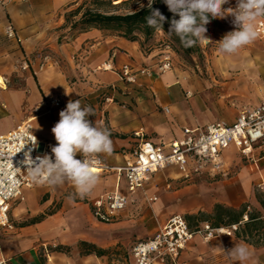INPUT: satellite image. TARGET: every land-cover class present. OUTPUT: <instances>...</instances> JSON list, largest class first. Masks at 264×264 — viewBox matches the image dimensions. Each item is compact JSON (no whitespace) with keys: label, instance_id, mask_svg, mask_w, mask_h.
<instances>
[{"label":"crops","instance_id":"obj_1","mask_svg":"<svg viewBox=\"0 0 264 264\" xmlns=\"http://www.w3.org/2000/svg\"><path fill=\"white\" fill-rule=\"evenodd\" d=\"M80 1L0 0V121H9L8 127L0 128V132L30 119L39 142L55 146L51 129L59 120V112L66 107L68 100L80 99L82 105L94 110V116L88 119L106 127L111 133L113 152L98 156L106 164L118 166L136 145L138 139L134 137V131H141L152 142L167 143L180 137L184 127H203L217 120L231 122L241 109L264 102V63L254 69L258 78L251 86H248L251 71L248 64L240 67L220 63L218 71L229 82L221 88V97L213 102L210 100L212 93L203 85L199 86L173 69L158 70L162 49L152 47L145 50L139 40H128L96 27L83 31L70 30V25H66L65 12L76 8ZM9 24L13 28V36L6 34ZM123 64L131 65L136 71L135 82L118 77L116 70ZM232 67L239 68L241 73L231 74ZM140 68H146L149 75L137 72ZM251 90L254 93L249 101L244 94ZM236 91L241 95L240 104L249 101L251 105L241 109L228 106L226 98ZM57 97L61 98L60 104L51 105L50 101ZM260 149L264 150V144L253 148L257 156ZM261 158L264 156L258 159ZM165 171L169 172L167 177L173 182L187 177L175 167H166L153 173L146 183ZM97 175L99 183L91 195L75 197L77 200L63 196L60 206L48 212L46 209L54 195L58 198L66 189H75L71 183L59 188L44 184V194L48 193L44 205L30 209L28 214L35 216L41 213L44 217L35 223L18 224L10 230L0 229V257L8 258L11 264H123L119 261L120 251L127 249L125 263L129 264L131 245L155 230L148 236L140 232L133 234L130 224H135L146 215L141 204L128 205L111 222L94 218L90 200L112 192L117 182L114 172ZM41 185L23 190L26 206H33L42 193ZM118 186L126 193L123 178L119 179ZM240 187L242 192L236 200H231L228 195L224 205L239 208L243 203H249L248 209L261 211L258 201L252 199L253 193L248 191L247 180L241 181ZM143 188L134 194L135 198ZM158 193L150 194L156 199L148 203L152 204V215L162 224L177 212L174 209L164 212V199L177 196L163 186ZM195 200L196 205L186 208L185 215L202 212L207 216L214 203H220L216 200L207 205L206 200L205 203L198 197ZM201 222L204 221L199 220L198 224ZM80 240L93 243L105 251L99 255L81 254L77 247ZM235 243L244 244L235 236L203 240L195 235L181 250L175 264H236L225 254ZM56 245L69 246L70 249L67 252L58 251L53 249ZM246 245L253 253L250 261L264 264V246Z\"/></svg>","mask_w":264,"mask_h":264},{"label":"built area","instance_id":"obj_2","mask_svg":"<svg viewBox=\"0 0 264 264\" xmlns=\"http://www.w3.org/2000/svg\"><path fill=\"white\" fill-rule=\"evenodd\" d=\"M236 3L237 0H229L223 8H234ZM225 19L232 21L233 18L229 15ZM257 23L259 38H264V19ZM6 34L14 35L10 24L6 27ZM170 68L171 57L168 50H165L158 61V70L164 72ZM116 72L121 80H136V71L129 64H123ZM137 72L148 74L146 68H140ZM60 102L61 98L57 97L50 104L57 106ZM133 135L138 140L122 164L108 165L100 156L89 158L96 174H116L115 189L90 200L91 213L98 221H113L119 212L134 202V194L143 188L152 174L166 167H175L185 176L203 171L223 173V153L229 147L244 157H250L255 144L264 141V102L241 109L231 122L219 120L203 127H184L180 137L167 143L152 142L139 130L134 131ZM45 154L52 155L51 146L39 142L30 119L21 121L6 132H0L1 230H10L13 227L8 213L10 203L23 200L25 188L41 185L32 181L29 171ZM77 158L82 157L78 154ZM121 178L124 179L126 193L119 190L118 181ZM155 199V196L147 197L148 201ZM246 220L247 215L243 214L237 223L212 227L204 221L191 227L184 216L172 214L150 236L131 245L129 264H175L181 250L195 235L203 240L233 236L239 225ZM0 264L11 262L6 257H0Z\"/></svg>","mask_w":264,"mask_h":264},{"label":"rangeland","instance_id":"obj_3","mask_svg":"<svg viewBox=\"0 0 264 264\" xmlns=\"http://www.w3.org/2000/svg\"><path fill=\"white\" fill-rule=\"evenodd\" d=\"M82 1L84 0H81L79 4ZM152 1L153 0H111L110 4L102 5L101 10L108 11V13L124 14L137 10L142 6H147ZM73 9L74 8L71 10ZM69 12L70 10L66 11L65 16ZM78 16L79 15L74 17L70 16V21L77 19ZM66 25L70 24L66 22ZM206 28L207 32L205 35L212 42H198L195 46H191L192 51L189 53H184L177 43L162 30H153L150 36L146 39H144V36L140 33H138L137 36H140L145 49L158 47L163 51L168 50L171 57L170 69H173L177 74H182L189 80L191 79L193 82H197L199 86L203 85L205 90L212 93L210 100L216 102V100L221 97V88L226 86L229 82L224 76H222V72L218 71L220 63L240 67L244 63L248 64L251 68L248 86L256 83L255 79L258 77L255 76L256 73L254 69L264 63V38L258 37L254 43L242 48L238 53L229 55L219 51V45L216 41H219L225 33L234 30L232 21L229 19H221V21H218V25H208ZM109 31L116 34L118 33L114 30ZM246 70L247 69H245V72ZM229 72L237 75L241 73V70L238 68ZM252 91L253 90L244 94L246 100L250 101L252 99V93H254ZM192 93L193 95L195 94L193 91L191 94ZM240 96L241 95H239L236 91L234 95L226 98V104L235 109H241L244 106L248 107L251 105L249 101H244L240 104L238 101L241 99ZM8 125L9 121H0V128H7ZM262 144H264V141L258 142L254 147ZM256 154L257 153L253 150L250 157H244L239 152H236L233 148L229 147L223 153V167L225 169L223 173H212L208 171H203L198 174L191 173L190 175H187V177H181V179L177 182H173L171 178L167 177L169 172L165 171L164 173L157 174L156 178L151 180L150 183L145 184L143 188L144 190L139 192L137 198H135L134 202L131 204H141L146 213L142 220L137 221L135 224H130L133 226V234L140 232L147 234L146 236H148L157 228L158 224H160L159 219L151 213L152 204L148 203L149 201L144 198L153 193L155 195L159 194L160 192L158 193V190H160L162 186L168 192H171L172 194L175 193L173 196H177V198L171 197V199H164V205L162 208L163 211L165 212L167 210L174 209L177 211L174 214H181L184 217L186 208L189 206L194 207L196 205V197L203 199L204 203L206 200L207 205L216 200L225 204L224 199H227L228 195L231 200L235 201L236 197H238V195L242 192L240 185L241 181L244 180H247L248 191L250 190L254 195L252 198L253 200L256 199L255 194H262V198H264V158L258 159L261 156H264V150L260 149L258 156ZM256 162L257 165L255 166ZM41 186L42 193L39 195L38 199L31 208L24 204L25 196L24 200H15L10 203L8 213L13 227H16L18 224L28 223L32 218L41 214L38 213L35 216L28 215L30 209L39 208L42 204L44 205V199L48 197V193L44 194V184ZM71 187H73L72 184ZM158 187L159 189H156ZM72 190L73 189L71 188L66 189V191L59 195L58 198L54 195L49 207L46 209V212L53 211L58 208L61 204L62 197L64 196L69 198V196L74 193ZM54 194H56V192ZM73 200H77V198H73ZM249 210H252V208ZM260 213L264 214V209L261 208ZM244 244L247 243L244 242ZM126 250L127 249H122L120 251L119 261L123 262V264H126ZM244 264H254V262L248 260L245 261Z\"/></svg>","mask_w":264,"mask_h":264},{"label":"clouds","instance_id":"obj_4","mask_svg":"<svg viewBox=\"0 0 264 264\" xmlns=\"http://www.w3.org/2000/svg\"><path fill=\"white\" fill-rule=\"evenodd\" d=\"M154 2V0H153ZM152 2V3H153ZM173 18L167 34L176 36L185 47L198 42L210 41L206 37V25L214 19L231 16L234 30L225 33L219 41V51L236 54L242 48L254 43L259 37L258 20L264 19V0H237L234 8H223L229 0H163ZM146 23L154 30H163L166 17L159 9H153ZM94 116L90 106L81 100H68L66 107L59 112V120L51 129L56 144L51 147L52 155L45 156L32 166L29 175L33 182L59 188L71 183L75 189L69 199L86 198L99 183V176L93 171L90 157L113 152L111 133L88 117ZM79 154L82 158H77ZM236 264H244L252 259L253 253L243 243H235L225 252Z\"/></svg>","mask_w":264,"mask_h":264},{"label":"trees","instance_id":"obj_5","mask_svg":"<svg viewBox=\"0 0 264 264\" xmlns=\"http://www.w3.org/2000/svg\"><path fill=\"white\" fill-rule=\"evenodd\" d=\"M152 2L147 6L138 8L137 10L118 14L108 13V11L101 10L102 5L110 4L111 0H84L76 8L70 10V12L66 14L65 21L70 24V30L72 31H83L89 27L114 30L118 32V35L123 36L128 40H139L144 47L140 36H137V34L140 33L144 36V39H146L154 30L147 25L145 19L151 14V4L153 9H159L160 13L166 17L163 24V32H168L170 22L173 18L179 19L178 15L175 17L173 16V13L168 10L167 5L164 4L163 0H154V2ZM76 15H79L78 18L70 21L69 17H74ZM218 21H221V19L217 18L211 20L206 26H216L218 25ZM170 37L177 43L184 53L192 51V48L185 47L178 37L174 35ZM255 197L261 208L264 209V198H262V194H255ZM243 214L247 215V220L239 225L234 236L253 247L264 246V214H261L260 211L254 209L249 210L247 203H243L239 208L227 206L222 203H214L209 215L204 216V213L198 212L196 214H186L185 219L191 227L197 225L199 220L208 222L212 227H218L239 222L242 219ZM43 217L44 214H40L32 218L28 223H35L40 221ZM77 247L81 254L95 253L99 255L105 251L104 249L98 248L95 244L84 240L78 241ZM53 249L67 252L70 247L56 245Z\"/></svg>","mask_w":264,"mask_h":264},{"label":"bare ground","instance_id":"obj_6","mask_svg":"<svg viewBox=\"0 0 264 264\" xmlns=\"http://www.w3.org/2000/svg\"><path fill=\"white\" fill-rule=\"evenodd\" d=\"M247 72V71H246ZM93 171L95 172V169L93 168Z\"/></svg>","mask_w":264,"mask_h":264}]
</instances>
